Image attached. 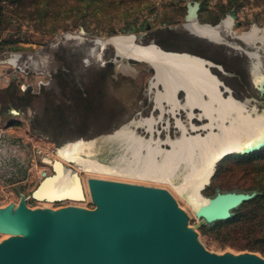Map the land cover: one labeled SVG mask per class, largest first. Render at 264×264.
I'll use <instances>...</instances> for the list:
<instances>
[{
	"label": "rangeland",
	"instance_id": "obj_1",
	"mask_svg": "<svg viewBox=\"0 0 264 264\" xmlns=\"http://www.w3.org/2000/svg\"><path fill=\"white\" fill-rule=\"evenodd\" d=\"M187 1L0 0V139L16 142L20 159L12 177L0 175L1 210L13 209L22 196L33 209H58L67 204L92 208L89 190L76 201L47 203L31 196L45 175L54 174L53 162L61 159L79 175L82 185H88L89 178H102L165 188L185 215L182 228L191 230L207 251L232 256L251 253L264 260V237L250 229L264 222V195L249 205L258 206L259 212L240 226L202 227L201 216L190 201L169 183L88 173L58 154L65 144L93 141L84 147L83 155L107 165L132 163L133 149L127 138L111 134L124 124L149 117L155 121L153 137L160 138L165 149L170 148L167 138L174 140L180 135L178 118L187 127L195 126L188 134L207 132L202 126L208 118L199 116L200 107L195 106L189 117L191 109L183 105L182 88L177 92L180 106L172 111L171 103L164 99L161 109L156 92L164 88L155 81L150 64L121 56L112 43L101 47L98 39L113 35L132 34L137 44H154L166 51L203 58L218 79L223 96L246 101L252 115L264 113L259 90V80L264 79V0H197L198 20L184 22ZM232 9L235 18L231 22L227 19ZM197 22L209 26V36L197 30ZM251 51L259 53L257 68V53ZM13 56L14 62L10 60ZM120 62L129 63L134 71L121 70ZM132 128L135 135L149 138L146 122L132 123ZM243 137L246 141L247 136ZM145 153L143 148L140 160ZM188 170L181 164L173 182L180 184ZM234 189L264 191V145L249 152L229 153L214 162L201 193L208 197ZM13 236L0 232V243Z\"/></svg>",
	"mask_w": 264,
	"mask_h": 264
},
{
	"label": "water",
	"instance_id": "obj_2",
	"mask_svg": "<svg viewBox=\"0 0 264 264\" xmlns=\"http://www.w3.org/2000/svg\"><path fill=\"white\" fill-rule=\"evenodd\" d=\"M199 8V1H187L184 22L198 20ZM229 15L235 18L233 9ZM259 81L264 99V79ZM262 145L264 129L256 139L224 155ZM46 178L32 197L36 198ZM87 183L92 208L67 204L33 209L22 196L13 209H0V232L14 235L0 243V264H264L251 253L232 256L207 251L191 230L182 228L185 215L165 188L102 178H89ZM255 195V191L242 190L215 192L206 197L205 209L198 213L199 224L230 218L234 208Z\"/></svg>",
	"mask_w": 264,
	"mask_h": 264
},
{
	"label": "bare ground",
	"instance_id": "obj_3",
	"mask_svg": "<svg viewBox=\"0 0 264 264\" xmlns=\"http://www.w3.org/2000/svg\"><path fill=\"white\" fill-rule=\"evenodd\" d=\"M227 21H231V16ZM197 30L203 36H209L207 24H199ZM98 41L101 47L111 42L121 56H132L145 60L154 67L155 81H160L164 88L163 91L156 92V101L161 109L164 106L162 104L164 99L171 103L172 111L180 106L177 92L182 88L185 95L183 105L191 109L189 117L193 116L192 109L195 106L200 107L199 116L208 118V122L202 126L207 132L205 135L188 134V130L195 129V126L190 124L187 127L178 118L176 123L180 128V135L174 140L167 138L166 142L170 148L165 149L161 147L160 138L154 139L153 123L155 121L153 117H149L121 124L122 126L111 134V136L127 138L133 149L132 163H136L134 165L131 162L126 165H107L96 158L83 155L84 147L91 146L93 141L65 144L58 154L73 160L76 166L88 173H107L169 183L177 192L186 197L200 214L204 211L207 202L201 189L213 172L214 162L227 152L240 148L245 143L243 135L247 136V140L256 139L264 129V113L252 115L253 111L247 109L246 101L241 102L232 95L223 96L218 79L210 72L203 58L186 52L166 51L154 44H137L132 34L113 35L106 39H98ZM15 59L16 56L10 58L13 62ZM119 68L124 71H134L129 63L120 62ZM142 122L147 123V128L151 132L148 139L135 135L132 128V123ZM143 148L146 153L140 160L139 156ZM46 160L49 159L46 158ZM181 164H186L189 170L184 175L183 181L176 184L173 182V176ZM53 167L54 174L47 176L35 193L36 199L47 203L56 199L74 201L83 199L89 188L85 182L82 185L83 181L81 182L79 175L63 165L61 159H56Z\"/></svg>",
	"mask_w": 264,
	"mask_h": 264
},
{
	"label": "trees",
	"instance_id": "obj_4",
	"mask_svg": "<svg viewBox=\"0 0 264 264\" xmlns=\"http://www.w3.org/2000/svg\"><path fill=\"white\" fill-rule=\"evenodd\" d=\"M214 29L218 30L216 28ZM255 192H256L255 195L256 197L254 196L253 198L240 203L236 208H234L233 214L230 218L218 219L211 223H202L200 224V226L202 227H222V226L229 227L231 225H233V227L240 226L243 223V221H245V219L249 218V216H255L259 212L258 206L250 207L249 205L251 203H255L256 201H258L260 195H264V191H255ZM250 229L254 234L264 237V222L263 223L259 222L256 227Z\"/></svg>",
	"mask_w": 264,
	"mask_h": 264
},
{
	"label": "built area",
	"instance_id": "obj_5",
	"mask_svg": "<svg viewBox=\"0 0 264 264\" xmlns=\"http://www.w3.org/2000/svg\"><path fill=\"white\" fill-rule=\"evenodd\" d=\"M16 142L5 141L0 139V175L1 177L9 178L15 174L16 168L20 163L18 158ZM16 145V146H15ZM7 171H6V170ZM52 202H56L52 201Z\"/></svg>",
	"mask_w": 264,
	"mask_h": 264
},
{
	"label": "flooded vegetation",
	"instance_id": "obj_6",
	"mask_svg": "<svg viewBox=\"0 0 264 264\" xmlns=\"http://www.w3.org/2000/svg\"><path fill=\"white\" fill-rule=\"evenodd\" d=\"M230 18V17H229ZM232 22V21H231ZM263 32H264V29H263ZM243 38V36H241V39ZM257 38V37H256ZM263 40H264V37H263ZM246 50V49H245ZM247 52H248V54L249 55H251L249 52H250V50H246ZM251 52H255V53H257V56H254L255 58H256V60H255V64H256V67L255 68H257V65L258 64H260V57H259V53L258 52H256V51H251Z\"/></svg>",
	"mask_w": 264,
	"mask_h": 264
}]
</instances>
